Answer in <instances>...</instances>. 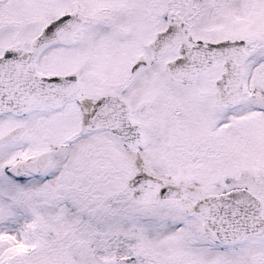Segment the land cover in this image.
<instances>
[{"label": "snow or ice", "instance_id": "6c2138e0", "mask_svg": "<svg viewBox=\"0 0 264 264\" xmlns=\"http://www.w3.org/2000/svg\"><path fill=\"white\" fill-rule=\"evenodd\" d=\"M0 264H264V0H0Z\"/></svg>", "mask_w": 264, "mask_h": 264}]
</instances>
